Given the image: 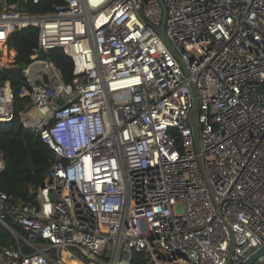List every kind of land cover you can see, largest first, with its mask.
<instances>
[{
    "label": "built area",
    "instance_id": "1",
    "mask_svg": "<svg viewBox=\"0 0 264 264\" xmlns=\"http://www.w3.org/2000/svg\"><path fill=\"white\" fill-rule=\"evenodd\" d=\"M39 2L0 0V45L38 29L19 115L56 160L31 200L0 190V264H244L264 246V0Z\"/></svg>",
    "mask_w": 264,
    "mask_h": 264
},
{
    "label": "trees",
    "instance_id": "2",
    "mask_svg": "<svg viewBox=\"0 0 264 264\" xmlns=\"http://www.w3.org/2000/svg\"><path fill=\"white\" fill-rule=\"evenodd\" d=\"M62 2L63 0H40L38 4H29L28 7L33 12H45ZM37 43L36 27L31 26L14 32L5 45V64L0 67V83L7 80L12 83L17 113L12 121L0 122V162L3 161L5 165L4 170L0 172V190L26 201L32 198L31 189L45 184L49 168L56 160L54 151L40 134L23 127L19 115V111L23 110L28 102L19 93L25 83L22 70L31 62ZM42 56L53 60L62 70L65 80L72 81L76 74L75 62L63 49L56 48ZM0 238L9 246L16 245L9 231L2 227ZM62 257L68 264H89L70 249L63 250Z\"/></svg>",
    "mask_w": 264,
    "mask_h": 264
},
{
    "label": "water",
    "instance_id": "3",
    "mask_svg": "<svg viewBox=\"0 0 264 264\" xmlns=\"http://www.w3.org/2000/svg\"><path fill=\"white\" fill-rule=\"evenodd\" d=\"M160 31L162 35H164V24L160 28ZM60 103H62V100H60ZM196 114H197V103L194 108V111L192 113V122L195 127V134H196V139L198 140V135H197V128H196ZM233 252V251H232ZM264 255V246L260 248L255 254H253L244 264H252L256 259Z\"/></svg>",
    "mask_w": 264,
    "mask_h": 264
},
{
    "label": "rangeland",
    "instance_id": "4",
    "mask_svg": "<svg viewBox=\"0 0 264 264\" xmlns=\"http://www.w3.org/2000/svg\"><path fill=\"white\" fill-rule=\"evenodd\" d=\"M4 52H5V45H2V46L0 45V57H1L2 59H3ZM2 59H1V60H2ZM3 60H4V59H3ZM3 60H2V62H4Z\"/></svg>",
    "mask_w": 264,
    "mask_h": 264
}]
</instances>
